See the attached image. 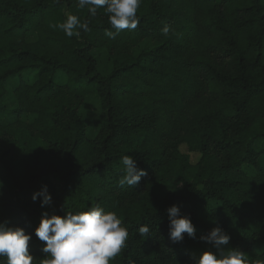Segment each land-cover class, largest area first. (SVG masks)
Returning <instances> with one entry per match:
<instances>
[{
    "label": "trees",
    "instance_id": "obj_1",
    "mask_svg": "<svg viewBox=\"0 0 264 264\" xmlns=\"http://www.w3.org/2000/svg\"><path fill=\"white\" fill-rule=\"evenodd\" d=\"M68 14L90 31L66 36L55 25ZM137 15L135 30L110 39L105 32L115 29L102 8L91 14L77 0H0V222L31 235L29 252L40 264L42 213L99 204L129 231L111 264H195L203 251H216L201 239L211 230L196 213L203 205L229 234L225 247L247 252L260 239L249 259L264 261V0H142ZM146 40L151 45L134 54ZM96 48L110 57L105 73ZM58 71L66 74L59 83ZM94 96L100 115L89 138L81 106ZM182 144L199 153L195 163ZM125 154L146 173L136 187L119 184ZM44 185L52 200L42 206L33 194ZM173 204L191 218L195 238L169 239ZM142 224L152 236L140 237Z\"/></svg>",
    "mask_w": 264,
    "mask_h": 264
},
{
    "label": "clouds",
    "instance_id": "obj_2",
    "mask_svg": "<svg viewBox=\"0 0 264 264\" xmlns=\"http://www.w3.org/2000/svg\"><path fill=\"white\" fill-rule=\"evenodd\" d=\"M142 0H77L79 9L87 8L91 14L97 9H104L109 23L115 31L106 30L105 35L115 39L124 30H135L140 24L137 11ZM68 37H79L81 30L90 31L88 22L81 21L76 14H68L66 19L55 25ZM162 34L168 36L171 32L168 25L162 28ZM124 174L119 179L121 186L136 187L141 178L146 175L144 169L138 168L136 160L125 154L122 156ZM2 186V182H0ZM42 195V206L51 203V195L47 186H42L40 193L33 194V200ZM169 239L178 243L184 235L195 238V226L191 218L180 214L176 204L168 209ZM140 237L152 236L149 225L142 224L138 228ZM39 240L44 242L45 253L40 264H111V262L126 247L129 231L116 211H106L99 204L91 206L86 211L69 212L61 216L42 213L39 225L35 229ZM31 235L22 227L9 226L0 222V264H35V257L29 252ZM201 239L211 243L216 251H203L195 264H252L248 253L239 248L225 247L230 236L221 227H213ZM256 264H264L257 261Z\"/></svg>",
    "mask_w": 264,
    "mask_h": 264
},
{
    "label": "rangeland",
    "instance_id": "obj_3",
    "mask_svg": "<svg viewBox=\"0 0 264 264\" xmlns=\"http://www.w3.org/2000/svg\"><path fill=\"white\" fill-rule=\"evenodd\" d=\"M33 38V37H31ZM151 45V40H146V41H142L139 44L135 45L133 47V53H137L139 52L141 49H143L144 47H148ZM93 55L96 58V65L97 68L102 72L105 73L109 70L110 65H111V61H110V57L106 51V49L104 48H96L92 50ZM66 75L64 72L58 71L56 73V81L59 83V81H61L62 79L64 80ZM16 79L12 78L8 81V92L5 96V101L7 103L8 106L13 105L14 103V87L16 85ZM82 109V116L83 118H85L86 122H87V136L89 138H93L98 130V118L100 115V106H99V102L96 96L88 98V100H85L84 103L81 106ZM179 150L183 153V154H187L189 156L190 162L191 163H195L198 158H199V153L197 152H193V151H189L186 146L184 144L179 146ZM243 170L247 173V174H253L254 170L248 165V164H244L242 166ZM169 187L173 190V191H177L181 188V184L173 179L171 181H169L168 183ZM197 216L203 221L205 222L211 229L213 227L218 226L217 222L209 215L208 213V209L203 206V205H198L197 206ZM196 233L198 232L197 229H195ZM263 244L261 242L260 239H257L255 245L253 246V248H251L249 251H247L246 253H248L249 257L251 255H253L256 251L260 250L262 248Z\"/></svg>",
    "mask_w": 264,
    "mask_h": 264
}]
</instances>
